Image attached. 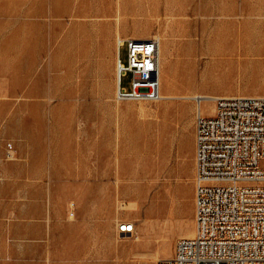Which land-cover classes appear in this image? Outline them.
<instances>
[{
	"label": "rangeland",
	"instance_id": "obj_1",
	"mask_svg": "<svg viewBox=\"0 0 264 264\" xmlns=\"http://www.w3.org/2000/svg\"><path fill=\"white\" fill-rule=\"evenodd\" d=\"M151 36L162 97L116 100V40ZM198 93L264 96V0H0V264L169 257L195 227Z\"/></svg>",
	"mask_w": 264,
	"mask_h": 264
},
{
	"label": "built area",
	"instance_id": "obj_2",
	"mask_svg": "<svg viewBox=\"0 0 264 264\" xmlns=\"http://www.w3.org/2000/svg\"><path fill=\"white\" fill-rule=\"evenodd\" d=\"M158 59L156 36L118 39L114 98L160 99ZM194 223L193 236L179 237L155 264H264V96H218L212 115L196 113ZM117 229L131 235L134 224L123 220Z\"/></svg>",
	"mask_w": 264,
	"mask_h": 264
},
{
	"label": "bare ground",
	"instance_id": "obj_3",
	"mask_svg": "<svg viewBox=\"0 0 264 264\" xmlns=\"http://www.w3.org/2000/svg\"><path fill=\"white\" fill-rule=\"evenodd\" d=\"M130 38H135V37H130ZM143 38H148V37H143ZM156 38L158 39V41H159V49H160V39H159V37H157L156 36ZM118 39H120V38H118ZM118 39L116 40V44H117V41H118ZM137 39H139V38H137ZM159 63H160V53H159V59H158V65H159ZM159 72H160V65H159ZM161 75V74H160ZM115 83H116V86H117V83H118V72H117V69H116V76H115ZM162 97V96H161ZM166 97V96H165ZM193 97H195V98H197V102H198V106H197V112H199V113H202V114H206V113H204V112H202V110L200 109V101L201 100H205V99H208V98H211V100H212V103H213V105H212V110H211V112L209 113V114H206V115H212L213 113H214V100H215V98H217L218 96H208V95H206V94H200V93H198V94H195ZM213 182H215L216 183V181H213ZM195 224V223H194ZM194 230H195V227H194ZM126 234H129V233H121V235H126ZM193 234H194V231H193V233H192V235H189V236H181V237H191V236H193Z\"/></svg>",
	"mask_w": 264,
	"mask_h": 264
},
{
	"label": "crops",
	"instance_id": "obj_4",
	"mask_svg": "<svg viewBox=\"0 0 264 264\" xmlns=\"http://www.w3.org/2000/svg\"><path fill=\"white\" fill-rule=\"evenodd\" d=\"M159 53H160V51H159Z\"/></svg>",
	"mask_w": 264,
	"mask_h": 264
}]
</instances>
